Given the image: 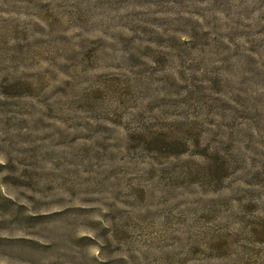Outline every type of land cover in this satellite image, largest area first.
<instances>
[{
	"label": "rangeland",
	"instance_id": "374dc122",
	"mask_svg": "<svg viewBox=\"0 0 264 264\" xmlns=\"http://www.w3.org/2000/svg\"><path fill=\"white\" fill-rule=\"evenodd\" d=\"M0 264H264V0H0Z\"/></svg>",
	"mask_w": 264,
	"mask_h": 264
}]
</instances>
